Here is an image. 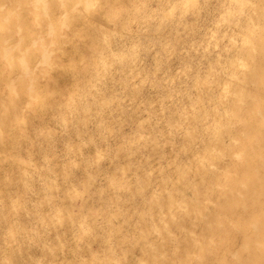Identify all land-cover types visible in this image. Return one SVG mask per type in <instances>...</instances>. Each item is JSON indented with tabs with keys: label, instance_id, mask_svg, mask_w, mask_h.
<instances>
[{
	"label": "rangeland",
	"instance_id": "rangeland-1",
	"mask_svg": "<svg viewBox=\"0 0 264 264\" xmlns=\"http://www.w3.org/2000/svg\"><path fill=\"white\" fill-rule=\"evenodd\" d=\"M259 136L264 0H0V264H264Z\"/></svg>",
	"mask_w": 264,
	"mask_h": 264
},
{
	"label": "bare ground",
	"instance_id": "bare-ground-1",
	"mask_svg": "<svg viewBox=\"0 0 264 264\" xmlns=\"http://www.w3.org/2000/svg\"><path fill=\"white\" fill-rule=\"evenodd\" d=\"M48 4V2L46 1L44 6H43V10H42V14H50V10L53 6L57 7L56 5L52 4L53 6L50 7L49 11H48V8L46 7ZM177 4V3H176ZM175 4V5H176ZM245 22H241L240 24H244ZM58 30V28H57ZM57 30H52L51 32L53 31H57ZM46 56H45V60L49 59L50 57V54L48 53H44ZM27 60V59H26ZM28 61V60H27ZM27 70H29V68H27ZM257 73L254 71L253 73H251V75H249L247 77V80L249 82H254L256 79H257ZM238 116H240V113H238ZM264 141V136H259L258 137V140H254L253 144L259 149V154H260V157L264 159V147L261 145L262 142ZM239 207V204L238 203H234L233 204V207ZM241 207H239L238 209H240ZM237 219L239 220H259L256 216L252 217V210L251 209H248V210H245L243 212L240 211V213L237 214ZM248 226H250V224H248ZM254 227L256 229H260V230H263L264 229V225L263 224H257V223H254Z\"/></svg>",
	"mask_w": 264,
	"mask_h": 264
}]
</instances>
